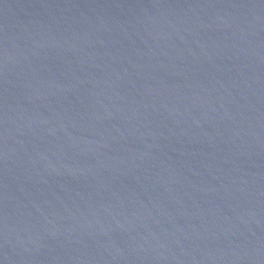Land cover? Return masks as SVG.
<instances>
[{
	"label": "water",
	"instance_id": "water-1",
	"mask_svg": "<svg viewBox=\"0 0 264 264\" xmlns=\"http://www.w3.org/2000/svg\"><path fill=\"white\" fill-rule=\"evenodd\" d=\"M0 264H264V0H0Z\"/></svg>",
	"mask_w": 264,
	"mask_h": 264
}]
</instances>
